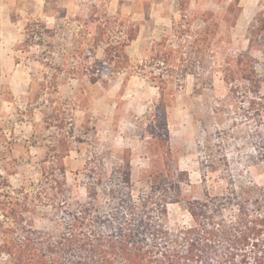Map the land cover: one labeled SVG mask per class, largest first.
I'll return each instance as SVG.
<instances>
[{"label":"rangeland","instance_id":"obj_1","mask_svg":"<svg viewBox=\"0 0 264 264\" xmlns=\"http://www.w3.org/2000/svg\"><path fill=\"white\" fill-rule=\"evenodd\" d=\"M246 69L264 97V0H0V173L47 196L45 228L86 198L89 165L131 158L138 200L165 151L190 179L169 222L189 227L186 199L264 191V99L247 98Z\"/></svg>","mask_w":264,"mask_h":264},{"label":"trees","instance_id":"obj_2","mask_svg":"<svg viewBox=\"0 0 264 264\" xmlns=\"http://www.w3.org/2000/svg\"><path fill=\"white\" fill-rule=\"evenodd\" d=\"M114 52V47L105 48L107 58L116 57ZM239 78L247 98L255 95L251 103L259 104L264 97L257 73L242 70ZM166 85H159L163 95ZM235 87L230 86L234 94ZM259 110L257 115L263 111ZM166 154H161L138 200L133 195L131 158L116 162L107 175L101 165H89L86 198L61 200L59 210L45 214L51 221L45 228L36 226V217L38 204L45 205L47 196L39 195L36 201L0 173V258L8 256L1 263L264 264L263 188L244 190L240 199L235 192L211 196L208 191L204 200L186 199L192 224L172 227L168 204L181 201L182 185L190 179L187 171L166 167L162 161ZM175 182L178 185L173 186Z\"/></svg>","mask_w":264,"mask_h":264}]
</instances>
